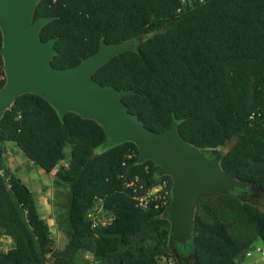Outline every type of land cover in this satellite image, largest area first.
I'll list each match as a JSON object with an SVG mask.
<instances>
[{"label": "trees", "instance_id": "obj_1", "mask_svg": "<svg viewBox=\"0 0 264 264\" xmlns=\"http://www.w3.org/2000/svg\"><path fill=\"white\" fill-rule=\"evenodd\" d=\"M40 16L54 17L40 31L44 41L57 38L54 67L78 64L102 39H132L137 50L112 57L92 77L132 90L122 100L153 131L175 121L186 141L209 153L234 140L219 152L220 166L264 193V0H39L34 19ZM4 80L0 54V87ZM5 142L46 172L56 168L66 244L56 248L34 193L3 172L0 236L12 244L0 247V264H179L164 216L171 178L157 176L151 160L138 162L133 142L109 143L95 120L61 115L37 93L18 96L0 118ZM161 180L164 199L141 205L137 196ZM246 190L199 196L196 264H237L257 240L264 246V210ZM98 206L108 223L87 216Z\"/></svg>", "mask_w": 264, "mask_h": 264}, {"label": "water", "instance_id": "obj_2", "mask_svg": "<svg viewBox=\"0 0 264 264\" xmlns=\"http://www.w3.org/2000/svg\"><path fill=\"white\" fill-rule=\"evenodd\" d=\"M38 2L0 0V54L5 79L0 87V118L18 96L37 93L61 115L76 112L95 120L109 143L133 142L138 162L151 160L156 165L157 176L171 178V199L164 216L170 223L167 244L178 263L179 255L173 245L190 243L192 249L195 246L194 214L203 192L229 195L237 188L251 187L264 196L261 188L226 172L220 166L221 153L217 149L209 153L186 141L175 121L162 131L147 128L122 100L132 90L102 85L92 77L112 57L137 50L132 39L118 43H106L102 39L99 48L78 64L54 67L51 60L57 54L54 46L57 38L44 41L40 36L41 28L54 17L34 19ZM192 258H195L194 249Z\"/></svg>", "mask_w": 264, "mask_h": 264}, {"label": "crops", "instance_id": "obj_3", "mask_svg": "<svg viewBox=\"0 0 264 264\" xmlns=\"http://www.w3.org/2000/svg\"><path fill=\"white\" fill-rule=\"evenodd\" d=\"M0 171L16 175L30 188L34 193L40 216L48 223L51 231L52 214H54L51 186L56 168L49 173L46 172L44 169L33 165L13 142H5L0 145ZM50 236L53 240H57L59 237L52 231ZM11 243L10 237L0 236V247L2 249L6 250L11 246Z\"/></svg>", "mask_w": 264, "mask_h": 264}, {"label": "rangeland", "instance_id": "obj_4", "mask_svg": "<svg viewBox=\"0 0 264 264\" xmlns=\"http://www.w3.org/2000/svg\"><path fill=\"white\" fill-rule=\"evenodd\" d=\"M234 140H230L225 146L218 148V152H224L229 149V147L233 144ZM108 144L104 143V145L99 146L96 150L95 153H99L106 148H108ZM65 152L67 155H69V147L66 146ZM51 195L53 197L54 201V214H52V224H51V231L57 235H59L58 239H54L55 246L59 249L63 248L66 242V237L64 233L60 230L58 226V216L57 214L63 213L64 212V207L62 205L64 201V194L61 189H57L54 184L51 186ZM260 196V195H259ZM256 204H258V207L262 210H264V196H260L257 198V200H254ZM50 229V227H49ZM50 231V232H51ZM11 239V238H10ZM12 241V240H11ZM12 244V243H11ZM256 247L262 248L263 244L261 240H257L253 244V249L251 251L250 256H244L241 261H238L237 264H264V257L261 256V254L255 250ZM190 252L184 253V258L181 260V264H196L195 261L193 260L192 256H189ZM85 259H91V256L89 254L83 255Z\"/></svg>", "mask_w": 264, "mask_h": 264}, {"label": "built area", "instance_id": "obj_5", "mask_svg": "<svg viewBox=\"0 0 264 264\" xmlns=\"http://www.w3.org/2000/svg\"><path fill=\"white\" fill-rule=\"evenodd\" d=\"M65 164H66V162L64 163V165ZM0 173L2 174L3 171H0ZM165 187H166V181L165 180L159 181L151 189H149L146 193L137 196V199L139 200V203L141 205H145V200L147 198L152 197V196H158L159 198L164 199V194L165 193L163 192V190H164ZM103 213L104 212L102 211L101 206H98L96 208V210L90 211L87 216L90 217L93 220L94 224L97 223L98 220H100L99 222L101 224H106V223L109 222V219L104 217ZM252 249H253V247L246 252V256H250L251 255ZM255 250L258 251L261 254L262 257H264V246L262 248L256 247Z\"/></svg>", "mask_w": 264, "mask_h": 264}, {"label": "flooded vegetation", "instance_id": "obj_6", "mask_svg": "<svg viewBox=\"0 0 264 264\" xmlns=\"http://www.w3.org/2000/svg\"><path fill=\"white\" fill-rule=\"evenodd\" d=\"M245 194H247L250 197V199H252V201L257 200V198L260 197L259 196L260 194L254 188L251 187L247 188ZM173 248L176 249V252L179 255V264L182 263L181 260L184 258V253L186 252V250L187 252H190L189 256L190 257L192 256V247L190 243H187L185 246L175 243L173 245Z\"/></svg>", "mask_w": 264, "mask_h": 264}]
</instances>
